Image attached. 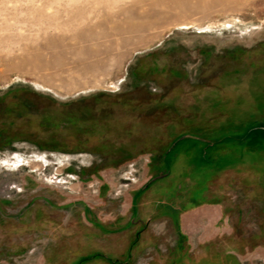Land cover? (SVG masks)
<instances>
[{"label":"rangeland","instance_id":"374dc122","mask_svg":"<svg viewBox=\"0 0 264 264\" xmlns=\"http://www.w3.org/2000/svg\"><path fill=\"white\" fill-rule=\"evenodd\" d=\"M244 123L264 0H0V264H264V149L203 165Z\"/></svg>","mask_w":264,"mask_h":264},{"label":"trees","instance_id":"16d2710c","mask_svg":"<svg viewBox=\"0 0 264 264\" xmlns=\"http://www.w3.org/2000/svg\"><path fill=\"white\" fill-rule=\"evenodd\" d=\"M261 114H263V112ZM243 125H244L243 127H246L245 123ZM226 132L227 131L223 133ZM218 135L219 133L215 135L214 143L212 145L208 143L211 149L208 152V155L206 156L209 157L208 158L209 161L208 160L206 161L208 162L207 164L211 166H215L220 170L227 165L234 164L237 161V159L240 160L242 157H245L246 155L250 157H255V156L261 157V155L263 154V153L261 154V152L264 149V125L263 127H261L259 126V124L249 123L246 129L243 130V132L240 134L230 132V134L224 136L223 138H217ZM215 143H219L221 145L227 146L228 148H230V144H231L237 147L235 149H238V152L229 153L228 155L222 154L220 153L221 151L219 152L216 150L217 148H215ZM234 143H241V144L236 146ZM229 258L233 260L234 264H236L235 256H229Z\"/></svg>","mask_w":264,"mask_h":264},{"label":"flooded vegetation","instance_id":"af4514ba","mask_svg":"<svg viewBox=\"0 0 264 264\" xmlns=\"http://www.w3.org/2000/svg\"><path fill=\"white\" fill-rule=\"evenodd\" d=\"M263 125L264 124H259V126H261V127H263ZM195 128H198V130L200 129L199 131H201V132H209V131L211 132V130H208V129L202 130L203 128H201L200 126H197V125H195ZM187 129H188V127H186L185 130H176V129H172L171 131L169 130V133H168L169 139H166L167 134L164 131L162 133V137L159 138L160 144L158 145L157 148H155L156 153L154 155L157 154L158 156H162V158L164 159L166 154L172 150V148L177 144V142H179L182 138L189 136V134H188L189 132L186 131ZM213 138L215 139V137H213ZM167 140H169V141H167ZM205 141H208L207 138H205ZM210 142H213V141H210ZM204 153H205V151H204ZM207 163H208L207 161H203V165H206L207 170H209V171L212 170L213 173L220 171L219 168H216L215 166H211Z\"/></svg>","mask_w":264,"mask_h":264}]
</instances>
